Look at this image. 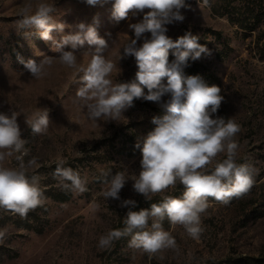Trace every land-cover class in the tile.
I'll return each instance as SVG.
<instances>
[{
	"label": "rangeland",
	"instance_id": "rangeland-1",
	"mask_svg": "<svg viewBox=\"0 0 264 264\" xmlns=\"http://www.w3.org/2000/svg\"><path fill=\"white\" fill-rule=\"evenodd\" d=\"M113 2L89 6L82 0H55L54 16L72 27L63 32L54 30L52 35L59 41L75 32L76 24H92L98 15V34L111 48L106 58L116 65L111 76L115 83L135 77V58L119 59V55L128 38H135L129 23L138 22L143 14L116 22L111 18ZM22 3L23 0H0V112L21 113L17 120L28 149L24 161L37 159L38 166L29 169V175L40 177L45 201L23 218L0 209V232L4 233L0 238V264H256L245 262L249 259L264 262V0H208L207 5L204 0H185L191 7L181 10L183 22L167 26V35L173 40L190 31L209 49L210 55L202 54L192 61L207 85L221 88L224 100L212 118L232 119L240 126L234 137L239 145L237 163L251 164L257 173L252 188L243 197L233 198L227 205L209 198V207L201 216L204 232L198 241L189 237L182 225H172L166 218L162 226L175 238L178 250L165 249L151 258L130 246V236L116 240L107 249L100 248L98 242L110 230L125 227L123 220L129 210L150 209L164 196L180 197L183 185L177 182L147 200L133 190V181L128 180L119 195L121 200L136 201V205L121 207L120 200H106L103 192L107 185L103 181L104 173H109V179L121 171H126V175L139 174L142 156L135 144L154 130L153 117L166 114L161 105L170 96L162 97L160 103L135 99L119 122L88 120L84 110L74 103L82 73L57 61L47 76L37 80L20 63L21 58L39 62L44 56H59L52 50L51 42L35 34V29L28 30L33 33L29 37L17 33L16 12ZM144 35L150 37V33ZM142 43L143 39L137 41V46ZM89 50L88 45L78 50V63L87 64L91 57L83 53ZM37 51L43 55H36ZM172 53L169 50L170 62L175 58ZM187 71L185 66V77ZM144 91L147 93V89ZM42 108L49 110L48 132L33 134L25 117ZM224 158L226 153L218 154L209 167ZM58 159L80 173L87 181V191L74 194L58 186L52 175ZM3 166L17 168L19 162L14 155ZM65 193L71 199L57 200Z\"/></svg>",
	"mask_w": 264,
	"mask_h": 264
},
{
	"label": "clouds",
	"instance_id": "clouds-1",
	"mask_svg": "<svg viewBox=\"0 0 264 264\" xmlns=\"http://www.w3.org/2000/svg\"><path fill=\"white\" fill-rule=\"evenodd\" d=\"M82 2L103 6L110 0ZM204 4L207 5L208 0H204ZM190 7L185 0H114L111 18L116 22L143 14L138 22L129 23L135 38H128L122 46L123 54L119 55V59L135 58V77L114 83L111 76L116 65L106 58L111 48L98 34V15L93 17L92 24H76L75 32L58 41L52 32H63L72 26L54 16L55 0H23L17 6V33L29 37L33 33L28 30L35 29V34L51 42L52 50L59 53L58 57L44 56L39 62L21 58L20 63L37 80L47 76L49 68L57 61L82 73L77 81L79 87L74 103L93 123L119 122L135 99L160 103L162 97L170 96L161 105L166 114L153 117L156 127L135 144L142 156L139 174L126 175V171H121L109 179V173H104L103 183L107 189L103 195L106 200H120L121 207H135L136 201L121 200L119 195L128 180L133 181V190L147 200L174 187L177 182L183 185L184 192L180 197L164 196L160 203H152L150 209L129 210L123 220V229L110 230L100 237L98 246L102 249L130 236V246L149 254V258L165 249L178 250L175 238L162 226L166 218L172 225H182L188 236L198 241L204 232L201 216L209 207V198L227 205L233 198L246 195L254 184L257 169L248 163H237L239 145L234 137L240 126L232 119L212 118L224 100L221 88L207 85L199 76L185 77L183 74L189 59L195 61L202 54L210 55L209 49L190 31L176 40L167 35V26L183 22L185 16L181 10ZM145 33H150V37ZM141 39L142 45L137 46ZM85 45L90 50L83 54L91 57L86 65L78 63L77 55ZM66 47L70 50H65ZM169 50H173L175 57L171 62ZM35 54L43 55L38 51ZM20 115L11 110L10 114L0 112V209L10 210L23 218L29 210L41 206L45 197L40 177L29 175V169L38 166L37 159L24 161L28 149L17 120ZM25 123L33 134H46L50 124L49 110L38 109L25 117ZM220 153H226V158L210 168ZM14 155L19 166H3L4 161ZM65 163L58 159L52 173L58 186L74 194L87 191V181L78 171L65 167ZM3 236L0 232V238Z\"/></svg>",
	"mask_w": 264,
	"mask_h": 264
},
{
	"label": "trees",
	"instance_id": "trees-1",
	"mask_svg": "<svg viewBox=\"0 0 264 264\" xmlns=\"http://www.w3.org/2000/svg\"><path fill=\"white\" fill-rule=\"evenodd\" d=\"M188 68V76H199L200 70L199 67L196 63H194L191 59H189V61L187 62V66ZM69 199H71V195L69 193H65V194H61L59 198H57V200L61 201V202H65L68 201ZM245 262L248 263H256V264H264V262H260V261H256V260H245Z\"/></svg>",
	"mask_w": 264,
	"mask_h": 264
}]
</instances>
